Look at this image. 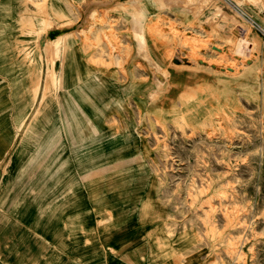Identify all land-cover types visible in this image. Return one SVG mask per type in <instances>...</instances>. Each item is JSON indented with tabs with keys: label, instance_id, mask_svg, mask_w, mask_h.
<instances>
[{
	"label": "rangeland",
	"instance_id": "obj_1",
	"mask_svg": "<svg viewBox=\"0 0 264 264\" xmlns=\"http://www.w3.org/2000/svg\"><path fill=\"white\" fill-rule=\"evenodd\" d=\"M70 1L0 0V264H264V0Z\"/></svg>",
	"mask_w": 264,
	"mask_h": 264
},
{
	"label": "bare ground",
	"instance_id": "obj_2",
	"mask_svg": "<svg viewBox=\"0 0 264 264\" xmlns=\"http://www.w3.org/2000/svg\"><path fill=\"white\" fill-rule=\"evenodd\" d=\"M162 1V0H161ZM64 2L65 3H69L70 2V4L72 3V1H70V0H64ZM131 3V2H130ZM135 26V25H134ZM136 29H138L137 27H136ZM62 38H63V36H62V34H61V32H54L52 35H51V37H49V40H48V43H47V46L48 47H54L58 42H62ZM64 44V43H63ZM56 46H58V44L56 45ZM56 46H55V48H56ZM41 71V70H40ZM51 71H49V72H47V76H46V82L45 83H47L48 85H49V79H50V75H51ZM43 76V75H42ZM39 77V76H38ZM40 79H41V77H39ZM46 84V85H47ZM48 89V88H47ZM83 91L85 92V99H84V102H85V104H86V107L88 108V110L92 113L93 112V108L91 107V106H89V103H86V101L85 100H87V99H90V96H91V94H90V92L89 91H87V88L85 89V87H83ZM42 99V97L40 98V100ZM38 100H39V97H38ZM105 111V110H104ZM94 116V115H93ZM95 117V116H94ZM24 119V118H23ZM83 120V119H82ZM86 120H87V122H88V125H90V127L93 129V130H95L96 128L94 127V125L90 122V118H86ZM103 120V118L102 117H99L98 119H97V117L95 118V121L97 122V121H102Z\"/></svg>",
	"mask_w": 264,
	"mask_h": 264
},
{
	"label": "crops",
	"instance_id": "obj_3",
	"mask_svg": "<svg viewBox=\"0 0 264 264\" xmlns=\"http://www.w3.org/2000/svg\"><path fill=\"white\" fill-rule=\"evenodd\" d=\"M114 248V247H113ZM109 254H112V251H108ZM108 264H129L128 261L123 260V258H121V261H113L111 256L108 255Z\"/></svg>",
	"mask_w": 264,
	"mask_h": 264
}]
</instances>
